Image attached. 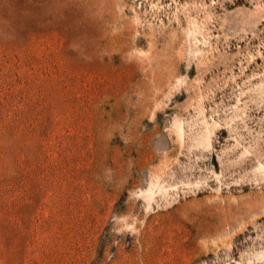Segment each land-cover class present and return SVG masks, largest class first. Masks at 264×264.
I'll return each instance as SVG.
<instances>
[{"label":"rangeland","instance_id":"obj_1","mask_svg":"<svg viewBox=\"0 0 264 264\" xmlns=\"http://www.w3.org/2000/svg\"><path fill=\"white\" fill-rule=\"evenodd\" d=\"M0 264H264V0H0Z\"/></svg>","mask_w":264,"mask_h":264}]
</instances>
